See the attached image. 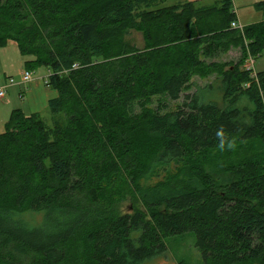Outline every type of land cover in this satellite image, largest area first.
Here are the masks:
<instances>
[{
	"label": "trees",
	"instance_id": "1",
	"mask_svg": "<svg viewBox=\"0 0 264 264\" xmlns=\"http://www.w3.org/2000/svg\"><path fill=\"white\" fill-rule=\"evenodd\" d=\"M164 1L0 0V48L58 92L0 132V264H141L187 233L203 264H264V71L247 65L264 20L242 31L233 0Z\"/></svg>",
	"mask_w": 264,
	"mask_h": 264
},
{
	"label": "rangeland",
	"instance_id": "2",
	"mask_svg": "<svg viewBox=\"0 0 264 264\" xmlns=\"http://www.w3.org/2000/svg\"><path fill=\"white\" fill-rule=\"evenodd\" d=\"M184 0H165L161 2V6L176 5ZM264 0H233L234 10L239 14L242 21V31L245 30L247 25L264 20V9H259L257 3ZM139 48L144 47V41L142 35L137 32H132L129 38ZM247 47V46H246ZM242 47H231L222 53H217L213 58L222 62L238 61L242 56ZM33 59L32 57L23 56L17 44L15 42H9V44L3 48H0V87L7 86L8 81L14 78L17 82L15 85H8L6 88V96L0 97V132L4 131L5 124L9 119L11 113L15 109H23L25 112L30 113L34 108L40 110L45 115L48 114L46 106V93L51 92L50 87L46 85V77L49 74V70L46 67H40L33 71V81L25 84L20 83L22 74L26 71V62ZM207 59V61H213ZM252 67L258 71H264V52L258 57H250L247 60V65L250 63ZM195 82L198 86L205 88L212 81L214 77L200 78L195 77ZM42 84V86L40 85ZM44 87V88H43ZM196 87V86H195ZM194 86L188 93L193 94L196 91ZM39 88L40 90H35ZM216 98H222V94L219 89H215L212 95ZM186 94H182L178 101H172L165 99L166 107H163L162 111L166 109L175 108L178 104L182 103ZM163 101L161 97H155L151 107L157 108L159 102ZM144 160L150 162L158 148V140L151 138L147 143H144ZM160 180L153 179V183ZM140 208L145 209L143 202L139 199H127L123 202L122 209L126 212L133 209ZM41 217H39L40 219ZM168 250L166 253L158 255L154 258L148 259L141 264H203V255L200 249L196 245V236L194 233H187L185 235H174L167 238Z\"/></svg>",
	"mask_w": 264,
	"mask_h": 264
},
{
	"label": "built area",
	"instance_id": "3",
	"mask_svg": "<svg viewBox=\"0 0 264 264\" xmlns=\"http://www.w3.org/2000/svg\"><path fill=\"white\" fill-rule=\"evenodd\" d=\"M232 26L233 27H236V28H241L242 29V25H241V23L239 21L233 22L232 23ZM248 68H253L252 65H251V60H250V63L248 64ZM47 77H46V79H47ZM33 79H34L33 78V72L26 70L22 74V78H21L20 83L27 84V83L33 81ZM15 84H17V82H16V80L14 78H11L9 80V82H8V85H15ZM7 86L0 87V97H5L6 96V88H7Z\"/></svg>",
	"mask_w": 264,
	"mask_h": 264
},
{
	"label": "crops",
	"instance_id": "4",
	"mask_svg": "<svg viewBox=\"0 0 264 264\" xmlns=\"http://www.w3.org/2000/svg\"><path fill=\"white\" fill-rule=\"evenodd\" d=\"M184 1H187V0H184ZM189 1H195V0H189ZM237 15H238V21L242 23V21H241L240 16H239L238 13H237ZM40 85L42 86V84H40ZM35 90H40V89L39 88H36ZM57 95H58V92L56 90H54V89H51V92L46 93V96H47V98H46V106L48 105V101L51 98L56 97ZM31 112H40V110L37 109V108H34V110H32Z\"/></svg>",
	"mask_w": 264,
	"mask_h": 264
}]
</instances>
